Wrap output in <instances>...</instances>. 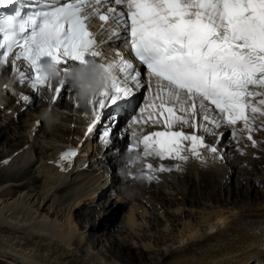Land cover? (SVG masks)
Masks as SVG:
<instances>
[{"label":"bare ground","instance_id":"6f19581e","mask_svg":"<svg viewBox=\"0 0 264 264\" xmlns=\"http://www.w3.org/2000/svg\"><path fill=\"white\" fill-rule=\"evenodd\" d=\"M91 25L99 41L108 40L100 23L92 20ZM119 44L106 42L99 50L105 59L114 60L113 47ZM147 79L143 74L145 88L130 83L133 105L143 107L148 100ZM58 86L43 87L37 94L29 89L27 79L19 82L9 61L0 66V262L264 264V152H260L264 117L256 120L255 146L240 131L242 123L235 126L236 136L225 124L220 128L209 124L211 133L177 124L173 130L203 136L206 144L217 148V154L200 149L198 159L186 150L185 161L161 160L144 157L141 146L123 155L118 139H111V149L98 142L95 134L87 135L93 107L81 106L71 88L54 100ZM8 93H13L9 99L5 98ZM22 95L30 100H22ZM33 103L37 104L34 109ZM17 104L23 106L14 109ZM7 105L14 111L8 114ZM45 108L60 115V123L51 129L42 128L39 118ZM132 111L117 114L114 122L112 130L119 125L122 140L131 142L133 131L148 135L166 130L162 116L132 125ZM135 111L139 116V109ZM16 112L29 118L15 120ZM108 118L103 121H113ZM157 118L159 123H153ZM197 121L205 123L200 117ZM221 132L230 135L223 145L218 142ZM69 151L77 155L62 159ZM133 157L139 161L128 163ZM148 163L154 169L163 166L171 171H155L151 173L155 179L149 181L145 178ZM112 184L116 189H109ZM125 191L133 196L123 198ZM115 194L116 204L112 202ZM99 197L104 199L102 205L96 201ZM127 201L130 208L117 222V229L110 231ZM146 206L161 212L150 214ZM146 218L151 219L149 223ZM100 225L105 230L96 233Z\"/></svg>","mask_w":264,"mask_h":264},{"label":"snow or ice","instance_id":"6c2138e0","mask_svg":"<svg viewBox=\"0 0 264 264\" xmlns=\"http://www.w3.org/2000/svg\"><path fill=\"white\" fill-rule=\"evenodd\" d=\"M102 3L112 0L46 4L24 14L22 0H0V9L19 4L11 13L0 12V66L7 65L14 52L12 70L19 74L21 84L30 79L38 94L43 87L52 88L43 75L48 61L66 74L72 65L96 63L101 44L130 43L139 65L146 66L148 100L143 107L133 105L135 93L130 83L145 88L142 73L131 59L116 51V59L102 66L115 65L119 75L89 102L94 120L88 133L101 121L104 109L113 110L114 122L117 114L133 109L129 116L132 125L164 117L165 131L131 133L126 151L136 152L142 146L144 157L185 161L186 150L199 159L200 149L217 154V148L206 144L203 136L173 130L177 124L210 133L209 124L212 128L225 124L236 136L235 126L242 123L240 131H246L247 139L256 145L252 135L256 120L264 117V0H114L115 6H107L103 12ZM93 18L103 22L99 27L108 34L107 41L98 43L99 33L90 31ZM21 60L25 70L17 65ZM59 85L54 100L61 97L62 90L66 93L71 88L67 79ZM22 100L30 97L22 95ZM197 117L205 123H198ZM152 122L159 123V119ZM114 126H106L105 143H110ZM76 155L75 151L65 152L62 159ZM146 168L149 181L155 179L151 174L155 171H171L163 166L154 169L151 163Z\"/></svg>","mask_w":264,"mask_h":264},{"label":"clouds","instance_id":"9594fccd","mask_svg":"<svg viewBox=\"0 0 264 264\" xmlns=\"http://www.w3.org/2000/svg\"><path fill=\"white\" fill-rule=\"evenodd\" d=\"M99 50V49H97ZM100 59L94 64L82 66L79 64L72 65L65 74L60 66L53 61H48L43 69V75L48 84H60L65 79L70 83L76 101L81 106H88L100 92L106 90L114 76L118 75V69L113 65L106 67L110 61L105 59L104 53L101 52ZM39 118L49 129L60 123L59 113L52 108H45L39 113ZM134 162L139 161V157H133ZM133 193L125 191L123 198H131Z\"/></svg>","mask_w":264,"mask_h":264},{"label":"rangeland","instance_id":"374dc122","mask_svg":"<svg viewBox=\"0 0 264 264\" xmlns=\"http://www.w3.org/2000/svg\"><path fill=\"white\" fill-rule=\"evenodd\" d=\"M10 95H13V93H8L6 96H5V98H10L11 96ZM0 101H1V99H0ZM12 102H14V100H12ZM22 104V103H21ZM23 105H20V104H17L16 106H15V108L14 109H18V107L20 108V107H22ZM37 106V104L36 103H33V107H32V109H34L35 107ZM9 109V112H8V114L9 113H11L12 111H14V109H10V106L9 105H7V106H5L4 107V110H8ZM32 114V116L33 115H35V114H33V112H31L30 113V115ZM15 120H17V118L18 117H20L19 115H18V113L16 112L15 113ZM21 118V117H20ZM23 118V120H26V119H28L29 117H28V115H24V117H22ZM21 118V119H22ZM43 127H45V124L44 123H42V128ZM229 134L227 133V132H225V133H223V132H221L220 133V135H219V143H220V145H223L226 141H227V139L229 138ZM221 139V140H220ZM51 141V140H50ZM52 142V141H51ZM58 145V144H57ZM30 148H31V146H30ZM112 149V148H111ZM264 150V149H263ZM263 150H261L260 149V152H264ZM121 152L123 153V151L121 150ZM123 155H124V153H123ZM245 155V154H244ZM116 168V167H115ZM114 168V169H115ZM112 175H114L115 176V174H113V171H112ZM118 174H116V176H117ZM109 189H116V184H112L111 185V187L109 188ZM96 201H97V203L98 204H103L102 202L104 201V199H103V197H99V198H97L96 199ZM117 201H118V196H116V194H115V199L114 200H112V202H114L115 204L117 203ZM130 205H131V202L130 201H127V202H125V204L120 208V210H119V212H118V214H117V216L115 217V222H116V224L112 227V229L110 230V231H114L115 229H117V222L119 223V221L123 218V216L126 214V212L128 211V209L130 208ZM113 207V206H112ZM98 209H100V208H98ZM146 209L149 211V213L150 214H154V215H156V213L158 214V213H160L161 211H154V210H151L149 207H147L146 206ZM100 212H102L101 210H100ZM98 215V214H97ZM98 217V216H97ZM150 217H154V216H151L150 215ZM146 220V222L147 223H149V221L151 220V219H149V218H146L145 219ZM105 225H107L108 226V223L107 224H105ZM105 225H103V226H98V228H97V230H95L96 231V233L97 232H99V231H102V230H105L104 228L106 227ZM106 244H109L108 243V241L106 242ZM0 264H4V263H2V262H0Z\"/></svg>","mask_w":264,"mask_h":264}]
</instances>
